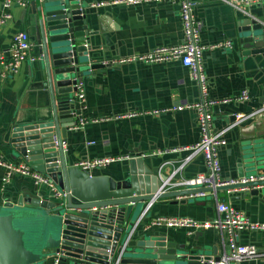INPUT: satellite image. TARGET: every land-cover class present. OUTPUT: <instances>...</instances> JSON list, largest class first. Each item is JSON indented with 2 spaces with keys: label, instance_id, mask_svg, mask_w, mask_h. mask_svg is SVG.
<instances>
[{
  "label": "crops",
  "instance_id": "obj_1",
  "mask_svg": "<svg viewBox=\"0 0 264 264\" xmlns=\"http://www.w3.org/2000/svg\"><path fill=\"white\" fill-rule=\"evenodd\" d=\"M100 1L105 0H83L89 6L93 20L94 30L89 47L94 49L96 62L145 54L156 46L177 44L183 38L175 4L163 1L135 6L98 5ZM193 1L195 17L201 23V41L207 46L203 52V65L209 95L221 99L236 95L243 89L249 94L247 100L217 103L212 109L214 128L228 127L223 134L226 144L218 150L221 176L236 180L237 164L244 162L245 165L255 153L262 162L255 172L250 173L259 175L264 169V111L257 110L264 105V57L260 54L255 57L240 54L241 45L235 39L236 23L246 15L219 0ZM249 10L264 21V0ZM11 13L12 17L0 28V56H6L14 34L19 31L28 33L32 42L31 53L37 55L30 14L19 5H13ZM227 39L232 40V47H210ZM36 65V61H24L15 74L2 76L0 72V155L6 164L23 162L9 157L7 146L2 141L3 130L15 119L21 121L38 116L41 110L37 108L46 103L31 77ZM83 81L85 101L78 106L77 113L86 122L82 127L69 128L63 144L70 161L104 156L121 158L92 172L93 175L119 178L121 160L139 153L149 165L160 166L159 171L168 176L183 165L170 178V183L207 171L200 155L191 156L184 162L190 150L180 149L197 142L199 129L192 110L186 107L176 110L173 107L196 101L199 88L191 79L189 69L179 60L108 65ZM127 113L133 115L126 116ZM231 114H236L234 120L229 119ZM5 172L6 167L0 165V183L5 186L26 178L13 172L3 183ZM177 189H183V186L169 188ZM243 190L218 191L217 198L221 200L233 196L231 205L234 208L242 210L255 221H264V197L243 194ZM145 210L139 220V229L154 227L174 237L177 243L186 242L187 247L202 246L195 253L209 256L214 251L220 253L219 236L213 228L198 229L190 234L189 228L149 225L157 216L210 219L216 215L213 193L160 198L149 203ZM237 240L254 244L260 253L257 258L241 264H264V232H241ZM72 262L73 259L68 258L60 264Z\"/></svg>",
  "mask_w": 264,
  "mask_h": 264
},
{
  "label": "water",
  "instance_id": "obj_2",
  "mask_svg": "<svg viewBox=\"0 0 264 264\" xmlns=\"http://www.w3.org/2000/svg\"><path fill=\"white\" fill-rule=\"evenodd\" d=\"M25 10L34 25L38 56L31 77L46 103L37 108L38 116L13 120L2 141L12 160L46 175L64 194L56 197L30 177L10 186L0 183V264H39L56 257L71 258L72 264H210L215 251L212 256L195 253L202 246L187 247L154 227L139 229L141 214L149 203L167 197L217 196L240 188L264 197V178H259L264 169L250 173L262 159L255 153L245 165L238 163L233 182L177 190H163L169 176L139 153L121 160L119 178L79 169L63 147L66 131L81 117L75 83L108 66L96 62L89 47L94 30L89 6L83 0H28ZM257 19L247 16L236 23L242 56L264 57V25Z\"/></svg>",
  "mask_w": 264,
  "mask_h": 264
},
{
  "label": "built area",
  "instance_id": "obj_3",
  "mask_svg": "<svg viewBox=\"0 0 264 264\" xmlns=\"http://www.w3.org/2000/svg\"><path fill=\"white\" fill-rule=\"evenodd\" d=\"M167 1L178 7L179 17L183 30L182 40L173 45L156 46L145 54L130 56L127 58H113L102 60L103 65H116L119 63L142 61L146 63H162L170 60H179L181 64L189 69L191 79L199 88V97L192 103L179 104L173 108L180 110L183 107L189 108L195 114V120L199 129V138L197 142L191 146H185L180 149H189L190 154L184 159L187 161L191 156L200 155L206 166L205 173H199L191 178L181 179L178 182L170 183L172 178L183 165L176 168L168 177L167 183L163 184L164 189L172 186H210L224 185L233 180L225 179L221 176V167L218 159V150L226 144L223 137L228 127L216 129L213 125L212 109L217 103H227L232 101H243L249 99L247 90L243 89L236 95L227 96L221 99H215L209 95L208 79L203 65V52L207 47L202 43L200 37L201 23L194 14L195 2L193 0H105L100 1L98 5H123L135 6L149 2ZM228 4L234 10L250 16L256 20L257 17L250 13V8L262 2V0H219ZM0 28L12 17L11 8L13 5H19L25 8L28 0H0ZM94 4V3H93ZM95 5V4H94ZM262 20V19H261ZM264 25V21H261ZM231 40L227 39L218 44L211 45L215 47H230ZM32 42L26 31H19L14 34L9 48L6 50V56H0L1 75L17 73L20 65L24 61H36L37 55L31 53ZM5 53V52H4ZM76 91L74 99L77 105H83L85 101V83L78 80L75 83ZM257 111H264V105ZM158 111H154L157 113ZM126 116L133 115L127 113ZM243 116H241L242 118ZM86 122L82 116L78 119L77 124L73 128L82 127ZM230 127V125H229ZM110 156L82 158L74 162L79 169L93 175L95 169L108 166L110 163L120 160ZM183 162V163H184ZM0 165L6 167L5 175L2 182L8 181L11 173H19L23 176L30 177L34 183L47 185L53 191L56 197L62 196L64 193L59 190L55 184L44 174L34 170L31 166L21 164H6L0 155ZM264 178V176H259ZM253 179V177L251 178ZM204 194V193H200ZM215 195V194H214ZM216 215L210 219L197 220L191 216H157L150 221V226H166L177 228H189V233H193L198 229L213 228L219 236L220 253L217 258L212 256L208 259L210 264H241L245 260L255 259L260 253L256 246L251 243H241L237 240V235L241 232H264V221H255L251 219L242 210L234 208L231 203L225 199H218L215 195ZM59 256V255H57ZM45 264V263H41ZM47 264H60L59 257H56Z\"/></svg>",
  "mask_w": 264,
  "mask_h": 264
},
{
  "label": "rangeland",
  "instance_id": "obj_4",
  "mask_svg": "<svg viewBox=\"0 0 264 264\" xmlns=\"http://www.w3.org/2000/svg\"><path fill=\"white\" fill-rule=\"evenodd\" d=\"M42 262H40L39 264H41Z\"/></svg>",
  "mask_w": 264,
  "mask_h": 264
}]
</instances>
